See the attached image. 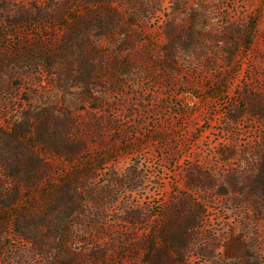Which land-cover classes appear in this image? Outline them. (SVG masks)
<instances>
[{
	"label": "rangeland",
	"instance_id": "rangeland-1",
	"mask_svg": "<svg viewBox=\"0 0 264 264\" xmlns=\"http://www.w3.org/2000/svg\"><path fill=\"white\" fill-rule=\"evenodd\" d=\"M0 264H264V0H0Z\"/></svg>",
	"mask_w": 264,
	"mask_h": 264
}]
</instances>
